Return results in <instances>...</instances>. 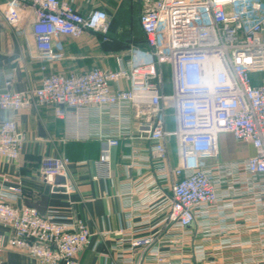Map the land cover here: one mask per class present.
Here are the masks:
<instances>
[{
  "label": "built area",
  "instance_id": "built-area-1",
  "mask_svg": "<svg viewBox=\"0 0 264 264\" xmlns=\"http://www.w3.org/2000/svg\"><path fill=\"white\" fill-rule=\"evenodd\" d=\"M23 6L33 13L32 32L42 58L59 57L56 50L63 36L78 38L92 30L104 41L113 39L107 11L97 8L83 15L66 0H5L4 19L17 33L22 32ZM140 24L145 44L131 43L126 53L116 56L115 69L95 66L52 73L30 91L13 90V77L6 74L0 108L54 107L67 122L64 141L84 137L81 126L93 112L120 121L122 110L133 109L138 136L150 144L147 160L157 179L168 183L167 223L188 227L196 222L198 209H210L220 199L217 180L205 165L219 157V134L250 141L257 153L246 168L252 175H264V81H253L254 73H264V0H143ZM167 68L171 91L166 88ZM170 110L173 130L166 127ZM128 135L124 129L106 135L107 149ZM172 138L176 166L170 161ZM24 141L15 120L1 123L0 157L18 160ZM70 164L67 156L46 157L41 177L54 184L56 176H64L67 191H72ZM97 168L95 178L112 177L107 150ZM261 184L264 193V180ZM22 192L16 183L0 194V223L11 228V245L38 264H83L77 255L90 242L86 223L67 222L55 210L43 216L35 207H17L9 194L18 200ZM117 234L124 241V231ZM161 238L137 233L127 240L129 249L139 254L131 264H142L148 256L164 263L166 255L156 246Z\"/></svg>",
  "mask_w": 264,
  "mask_h": 264
},
{
  "label": "crops",
  "instance_id": "crops-1",
  "mask_svg": "<svg viewBox=\"0 0 264 264\" xmlns=\"http://www.w3.org/2000/svg\"><path fill=\"white\" fill-rule=\"evenodd\" d=\"M4 1L0 0V92L8 73L13 77V90L30 91L52 73L83 72L95 66L115 69L116 56L126 53L143 34V0H66L83 15L97 8L107 11L113 39L104 41L92 30L78 38L63 36L56 50L59 57L42 58L32 32V11L22 7V32L17 33L4 19ZM167 69L166 88L171 91ZM253 81L262 83L264 73H254ZM8 119L17 122L25 141L18 160L0 157V194L6 193L8 185L20 183L21 199L14 200L8 193L10 201L17 207L39 203L46 187L40 174L43 160L69 157L75 188L51 191L45 215L55 210L67 222L86 223L90 242L77 255L81 263L131 264L139 254L129 249L126 241L137 233H156L162 237L156 246L166 255L161 264H264V175H252L246 168L248 159L257 153L250 141L237 140L231 133L219 134V157L206 160L205 165L217 180L220 199L210 209H198L194 224L179 227L167 223L168 183L157 179L147 160L150 144L138 136L133 109L122 110L120 121L109 114L93 112L88 123L81 126L85 136L68 141L63 139L67 122L55 114L52 106L19 111L0 108V125ZM166 127L175 128L172 110ZM121 129L129 135L120 139L118 146L107 149L106 135H116ZM105 150L112 177L95 178L97 161ZM169 153L171 165L176 166L174 138L169 141ZM119 230L124 231L121 237L125 242L120 240ZM11 237L9 227L0 223V264H38L35 258L11 245ZM142 264L159 263L148 256Z\"/></svg>",
  "mask_w": 264,
  "mask_h": 264
},
{
  "label": "water",
  "instance_id": "water-1",
  "mask_svg": "<svg viewBox=\"0 0 264 264\" xmlns=\"http://www.w3.org/2000/svg\"><path fill=\"white\" fill-rule=\"evenodd\" d=\"M66 180L64 176L58 175L55 178L54 185L46 184L43 194L40 197L39 203L29 202L28 206L35 207L38 209L41 215L45 216V211L48 208V202L50 198L51 191L53 192H66L67 188L65 186Z\"/></svg>",
  "mask_w": 264,
  "mask_h": 264
},
{
  "label": "trees",
  "instance_id": "trees-1",
  "mask_svg": "<svg viewBox=\"0 0 264 264\" xmlns=\"http://www.w3.org/2000/svg\"><path fill=\"white\" fill-rule=\"evenodd\" d=\"M145 41H146V38H145L144 32L140 37L136 38V42L139 44H145Z\"/></svg>",
  "mask_w": 264,
  "mask_h": 264
},
{
  "label": "rangeland",
  "instance_id": "rangeland-1",
  "mask_svg": "<svg viewBox=\"0 0 264 264\" xmlns=\"http://www.w3.org/2000/svg\"><path fill=\"white\" fill-rule=\"evenodd\" d=\"M166 80H168V77H166ZM1 224H3V223H1ZM3 225H5V224H3ZM5 226H7V225H5ZM8 227V226H7ZM9 229L11 230V228L9 227Z\"/></svg>",
  "mask_w": 264,
  "mask_h": 264
}]
</instances>
